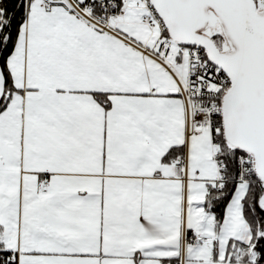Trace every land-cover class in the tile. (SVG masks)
<instances>
[{"label":"snow or ice","instance_id":"6c2138e0","mask_svg":"<svg viewBox=\"0 0 264 264\" xmlns=\"http://www.w3.org/2000/svg\"><path fill=\"white\" fill-rule=\"evenodd\" d=\"M0 264H264V0H0Z\"/></svg>","mask_w":264,"mask_h":264}]
</instances>
